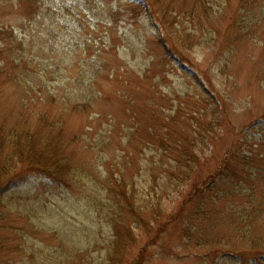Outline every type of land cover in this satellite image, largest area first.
Returning a JSON list of instances; mask_svg holds the SVG:
<instances>
[{"label": "rangeland", "instance_id": "1", "mask_svg": "<svg viewBox=\"0 0 264 264\" xmlns=\"http://www.w3.org/2000/svg\"><path fill=\"white\" fill-rule=\"evenodd\" d=\"M109 1L113 11H118L115 17H101L99 10L95 13L98 16H93L88 11L86 23L78 27L77 40L81 46L75 53L66 50L55 54L44 49L36 55L41 62L55 56L54 61L46 64L53 69L56 64L61 65L57 70L64 77L70 70L68 67L84 57L87 40L94 48L89 52L90 58L96 60L99 56V67L104 69L96 87L102 100L95 113L71 112L68 107H62L59 96L56 102L50 101L38 92L39 87L28 75L20 74L23 87L0 82V133L29 129L46 136L48 131L44 127L48 126L43 124L46 118L53 124L52 134L62 129L66 155L73 159L75 168L70 185H56L35 175L15 178V186H9L4 198L8 210L2 213L10 215L11 210L18 212L20 218L13 215L12 221L1 223L13 230H5L0 237L14 241L19 249L13 251L8 247L11 253H0V264H103L115 241L111 215L105 209L114 205L107 193L113 182L107 178L116 177L117 165L126 159L123 170L126 178L134 177L141 191L152 195L153 184L143 183L148 174L143 168L154 155L152 141L167 132L171 138L198 139L201 128L209 129L215 144L207 162L209 167L219 162L228 148L237 149L239 158L247 154L250 165L257 166L263 161L264 145L259 153L250 150L264 142L261 137L264 135V0H254L252 8H244L248 0H210L223 13L215 21L203 19V30L189 15L198 0H142L155 5L156 11L160 6L162 12L169 11L164 20L159 12L152 16L147 9L146 12L139 9L140 0H104ZM181 7L186 11L171 12ZM244 10L259 20L253 21L246 32L235 27L238 22L235 16L242 15ZM5 12L6 7L0 5V17ZM12 19L1 25L11 24ZM161 22L165 23L161 26ZM44 28L45 25L41 33H36L34 27L27 32H16L23 37L32 35L35 43L44 48L47 46L43 44ZM107 29L111 31L110 37ZM197 29L199 45L184 50L179 40L181 31ZM11 45L0 40V52ZM0 56V72L9 70L12 63L8 55ZM227 60L224 70L222 65ZM83 65L84 62H79L75 69L80 70ZM54 86L66 88L59 81ZM29 87H34V92ZM114 126L111 143L98 151L83 147V143H70L74 136L82 138V135L85 142L87 139L92 143V129L110 130ZM248 132L250 149L247 150L241 142ZM96 196L101 204L94 199ZM163 202L172 209V214H160L156 222L147 217L149 227L141 232L135 230V242L126 244L124 264H133L141 251H144L142 264H259L261 259L246 253L250 252L246 244L233 238L227 225L214 227L199 221L204 238L191 243L187 234L194 221L189 213L198 206V200L186 206L187 209H180L168 199ZM203 204L201 207L208 209L207 200ZM223 206L217 202L212 211L220 213ZM130 226L136 227L135 220ZM258 226L255 231L263 233ZM218 236L238 245L243 252L241 256H228L226 247L206 246V242H214Z\"/></svg>", "mask_w": 264, "mask_h": 264}, {"label": "trees", "instance_id": "2", "mask_svg": "<svg viewBox=\"0 0 264 264\" xmlns=\"http://www.w3.org/2000/svg\"><path fill=\"white\" fill-rule=\"evenodd\" d=\"M209 1L198 0L197 6L194 7L196 10L189 12L200 30L205 29L202 24L203 19L209 22L215 21L214 18L223 13V10L214 8ZM135 4L137 6V3ZM156 4L159 5L157 2ZM0 5H4L7 9V12L0 17V19L3 18L0 20V40L12 43L8 50L0 52V55H8L7 59L12 63L9 70L0 72V77H2L0 82L23 87L24 80L20 74L28 75L39 87L38 92L46 95L50 101L56 102L60 98L62 107H68L71 112L95 113L94 110L102 100V94L96 90V87H98V81L101 79V72L104 69L99 67V56L96 60L90 58L89 52L94 51V48L88 44L87 40L84 41L86 48L84 57L71 64L68 67L70 68L69 72L64 73V77L57 70L61 65L56 64L53 69L46 64V62L50 64L54 61L55 56L41 62L36 55L44 49H49L55 54L66 50H72L75 53L81 46L77 40L80 31L78 27L81 28L82 24L86 23L89 12L93 16L115 17L118 11H113L110 1L106 3L104 0H0ZM253 5L254 0L251 3L248 0L244 8H252ZM138 7L139 9L144 8L145 12L147 9L152 16L159 12L158 14L163 15V20L169 12H162L161 6L156 11L155 5L142 0L139 1ZM98 10L102 13L95 15ZM185 11V8L181 7L179 11L174 9L171 12L182 13ZM11 19V24L1 25ZM235 21H238L235 23V27H238L239 31L246 32L253 25V21L258 23L259 20L257 17L255 19L249 13H245L244 10L242 15L235 16ZM164 23L161 22L160 25L162 26ZM44 25L43 44L47 45L44 48L35 43L32 35L23 37L16 32L17 30L27 32L28 28L34 27L36 33H41V27ZM199 29L197 31H181L179 40L183 43L184 50H193L195 46L199 45L196 37ZM110 33L111 31L107 29V37H110ZM210 49L213 51V43L210 44ZM182 61L184 64H188L184 59ZM79 62H84V65L82 69L77 70L75 68ZM228 63L229 60L222 65L224 70L227 69ZM58 81L60 85L65 83L66 88H55L54 85ZM29 89L34 92V87H29ZM215 103L217 102L215 101ZM43 124L48 126L44 127L48 131L46 136L31 132L29 129L22 132L13 129L6 133H0V224L12 221L13 215L20 218L18 212L12 213L11 210H9L10 215L2 213V211L8 210L4 198L9 186H15L16 177L41 176L56 185H70L73 182L74 162L66 155L67 144L64 142L62 129L52 134L53 124L46 118H44ZM114 131L115 126L110 130H103L101 127L99 130L92 129V143L87 139L85 142L83 135L82 138L74 136L70 143L77 145L83 143V147L98 151L111 143L110 137ZM200 131L201 135L198 139L171 138L167 132L152 141L154 155L149 158L150 161L143 168L148 173L143 178V183L153 184L152 195H145L144 191H141L136 185L134 177L126 178L123 172L127 166L126 159L121 160L117 165L116 177L108 176L107 181L113 182V186L110 188L109 185L107 193L111 196L110 199L114 205L107 206L105 209L111 215L110 225L115 241L103 264H124L127 254L126 244L135 242V230L141 232L147 226L149 227L147 217L150 221L156 222L161 217L160 214H172V209L164 206L165 199H168L170 203L173 201L175 206L179 205L180 209L189 206L192 202L199 201L198 206L189 213L194 221V224L189 226L187 234L191 243L204 238L202 236L203 229L198 225L199 221L213 224L214 227L227 225L229 230H232V237L246 244L250 252H245L258 256V259H261L259 264H264V156L263 161L261 160L259 165L254 166L250 165L247 154L241 155L244 158H239L237 149L228 148L225 149L221 160L216 162L213 167H209L207 162L215 147L214 134H211L207 128H201ZM244 136L241 143L248 150L250 149L248 145L249 132ZM261 137H263V141L264 135ZM261 145H264V142L250 151L253 153L256 149L259 153ZM172 194H175L176 200ZM94 199L98 200L99 204L102 203L97 196ZM205 199L208 202V209L201 207L204 205ZM217 202L223 203L224 206L220 213L215 214L212 209ZM133 220L136 223L135 228L130 226V222ZM257 225L263 229V233L259 232L258 234L255 231ZM196 227L198 228L196 229ZM5 230H13V228L0 225V233ZM161 231H165L164 227H161ZM124 237L125 242L123 243ZM206 244L207 247L211 245L219 248L226 247L225 253L234 258L240 257L243 253L238 245L231 244L228 239L223 237L217 238L214 242L208 241ZM185 245L187 246V244ZM8 247L13 251L19 249L14 241L0 237V253L3 251L11 253ZM218 253L222 254V252ZM143 256L144 251H141L133 264H142Z\"/></svg>", "mask_w": 264, "mask_h": 264}]
</instances>
